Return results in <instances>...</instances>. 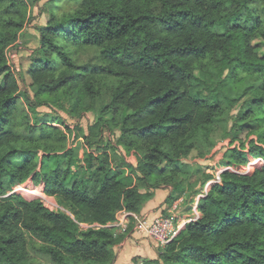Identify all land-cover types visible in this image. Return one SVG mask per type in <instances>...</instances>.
Here are the masks:
<instances>
[{"label":"trees","instance_id":"obj_1","mask_svg":"<svg viewBox=\"0 0 264 264\" xmlns=\"http://www.w3.org/2000/svg\"><path fill=\"white\" fill-rule=\"evenodd\" d=\"M66 1L76 8L47 15L24 73L36 105L25 91L23 97L32 112L63 97L81 117L102 90L110 99L87 133L74 134L90 148L82 159L67 147L70 128L58 114L20 129V86L6 52L25 30L28 1L0 0V264H45L32 257L31 245L47 264H113L125 233L80 224L106 226L121 210L138 214L157 189L169 188L168 207L185 196L187 182L177 180L181 162L212 145L218 126L226 130L221 98L229 104L247 98L235 119L251 123L232 128V142L241 131L255 137L228 148L221 165L264 161V0ZM83 49L96 55L78 65ZM113 129L119 136L111 147L134 154V165L113 169L107 151L98 153L106 147L103 133ZM212 178L207 174L190 195ZM28 179L42 182L63 211L7 194ZM220 179L198 201L197 220L158 249L156 259L132 263L264 264V163L245 174L223 171Z\"/></svg>","mask_w":264,"mask_h":264},{"label":"rangeland","instance_id":"obj_2","mask_svg":"<svg viewBox=\"0 0 264 264\" xmlns=\"http://www.w3.org/2000/svg\"><path fill=\"white\" fill-rule=\"evenodd\" d=\"M27 1H28V20L26 23L25 30H23L20 33L17 44L14 46L12 45L7 49L8 63L10 66L13 67L11 71L14 74V76L18 79L20 86L19 87L20 99H19L18 109L15 112V119L16 121L19 122L21 129L24 127V125L27 124V122H31L32 119L35 118H40L44 114L60 115L63 121L65 122V125H68V127L70 128V131L66 130L65 127L62 126L61 124L56 126H58L63 131L65 129L66 134L68 135L67 147L73 149L74 156L76 158L82 159L88 154L90 148H88L85 145L86 142H84L82 137L76 138L74 134L78 133L79 129H82L84 133H87V128L90 124L93 123L100 106L106 103L107 101H109L110 91L107 89L102 90V96L95 100L93 105V110L87 112L83 117L74 115L73 113L69 112L70 102L63 97H60L59 100H56V103L49 102L47 106H37L34 112H32L31 109H29V104L25 101L23 97V92L25 91L26 93L29 94L31 105H36L35 104L36 101L33 99V94L31 92V89L27 86L28 84L27 78L24 75V73L33 63L34 57L37 56V53L34 52L38 47L37 30L39 27L46 24V17L50 12H54L56 16H60L64 12L66 13L73 11L76 8V3L68 2L66 0H61L56 4L55 2H52V0H27ZM95 55H96V51L94 49H83L77 52L75 56V60L78 65H81L84 63L91 62V60L94 59ZM10 56L13 57L10 58ZM23 77H24V81L22 80ZM246 100L247 98L244 97L234 104H229V102L226 99L221 98V102H222L221 107L224 111V120L228 122L225 128L226 129L225 132H223L224 131L223 129L225 127V124L223 123L222 127L218 126L217 129L214 130V132L212 133L210 139L214 142L212 145L194 150L191 153L190 157H188L186 160H183L181 162L182 171L177 180L181 181V184L187 182V184H185L186 187L185 196H183L184 203L189 201V198L192 197L190 194L193 191H197L201 187L199 186L200 181L207 174H211L215 169H217L221 165L223 161L222 160L223 155L228 148H233L234 146H237L239 144V141L246 142L250 139H255L253 135H249V137L247 138L246 131H241L238 135V139L233 142L231 136L228 135V132L229 131L231 132L232 128L240 129L241 125H245V123L247 124L251 123L250 119L246 121L243 120L244 122L241 120L237 121L235 119L239 111L244 109L246 105L244 102ZM118 136L119 133L115 129H113L111 132H107V131L104 132L103 139H104V146L106 145V147H104L103 150L100 149L98 152V153H103L107 151L113 169L119 167L125 168L123 162L129 163V161H131L133 165L136 163V159L132 157V155L134 154L131 153L129 155L125 153V151L121 148H118L116 149V151H114V149L111 147V145L116 141ZM42 184H43L42 182H35L32 179H28L24 183L13 187L7 194L16 193L28 201L35 199L38 200L37 194L41 192L43 187ZM191 205L192 204L189 203V205L188 204L186 205V208L181 209L182 208L181 207L178 211L180 212L179 214L187 215L189 213V209L191 208ZM131 230L132 227H130V229L128 228L125 231H122L121 233L127 234ZM34 245H38V243L34 242ZM31 248H33L32 245L30 246V254L32 255V257H34L41 263L47 264L48 259L46 257H41L37 255Z\"/></svg>","mask_w":264,"mask_h":264},{"label":"built area","instance_id":"obj_3","mask_svg":"<svg viewBox=\"0 0 264 264\" xmlns=\"http://www.w3.org/2000/svg\"><path fill=\"white\" fill-rule=\"evenodd\" d=\"M13 57V56H12ZM10 56V58H12ZM6 58H7V64L10 68V70L13 69L12 66L8 63V55L6 52ZM13 60V59H12ZM133 158L134 155H132ZM135 160V159H134ZM254 160H257L256 163L263 164L264 161L260 158H249V160L241 166L235 165V164H224L220 165L217 169H215L211 174L213 178L206 182L203 189L197 193L194 197L192 196L191 199L184 203L183 197L178 198L176 201L174 200L170 207L165 210L166 214L159 213L157 215H154L150 217L146 213H133V212H126L125 210L118 211L115 216V220L106 225L101 226L98 224H80L81 228L87 229V228H99V227H113L116 232L119 231H125L129 224L132 225V228L135 232L141 234L144 238L150 239L153 241L156 246L161 249L164 246H166L171 240H173L180 230L185 226V224L195 221L199 218V211L197 209L198 201L205 197L210 185L213 184H220L221 179L220 175L223 171H229L232 173H238V174H245L249 171H251L253 168ZM130 164L131 161H129ZM38 195V200L42 204L44 208L51 212H57V211H63V208L60 207L57 202L54 200V198L47 196L43 192V188ZM191 203V208L189 209V213L187 215H181L179 209L182 207V204L189 205Z\"/></svg>","mask_w":264,"mask_h":264},{"label":"crops","instance_id":"obj_4","mask_svg":"<svg viewBox=\"0 0 264 264\" xmlns=\"http://www.w3.org/2000/svg\"><path fill=\"white\" fill-rule=\"evenodd\" d=\"M43 185V184H42ZM43 188V187H42ZM169 188L157 189L153 192V197L147 200L141 208V213H146L150 217L163 213L168 206L164 204V199L168 195ZM181 208V207H180ZM186 205H182V208ZM117 232L118 234L121 233ZM158 247L150 239L144 238L132 228L123 239L114 247L113 264H133V258L156 259Z\"/></svg>","mask_w":264,"mask_h":264},{"label":"bare ground","instance_id":"obj_5","mask_svg":"<svg viewBox=\"0 0 264 264\" xmlns=\"http://www.w3.org/2000/svg\"><path fill=\"white\" fill-rule=\"evenodd\" d=\"M256 162H257V160H254V161H253V163H256Z\"/></svg>","mask_w":264,"mask_h":264}]
</instances>
